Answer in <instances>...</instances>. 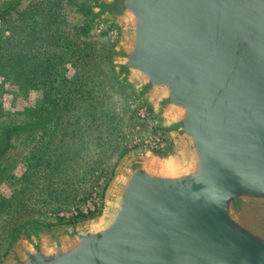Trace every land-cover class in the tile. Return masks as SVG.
<instances>
[{
  "label": "water",
  "instance_id": "1",
  "mask_svg": "<svg viewBox=\"0 0 264 264\" xmlns=\"http://www.w3.org/2000/svg\"><path fill=\"white\" fill-rule=\"evenodd\" d=\"M107 6L125 26L118 73L183 159L126 161L105 224L35 235L10 264H264V0Z\"/></svg>",
  "mask_w": 264,
  "mask_h": 264
},
{
  "label": "rangeland",
  "instance_id": "2",
  "mask_svg": "<svg viewBox=\"0 0 264 264\" xmlns=\"http://www.w3.org/2000/svg\"><path fill=\"white\" fill-rule=\"evenodd\" d=\"M107 3L0 1V264L35 235L98 225L126 161L184 156L118 73L125 26Z\"/></svg>",
  "mask_w": 264,
  "mask_h": 264
},
{
  "label": "bare ground",
  "instance_id": "3",
  "mask_svg": "<svg viewBox=\"0 0 264 264\" xmlns=\"http://www.w3.org/2000/svg\"><path fill=\"white\" fill-rule=\"evenodd\" d=\"M180 158L182 160L183 159V155L182 156H178L177 155V156H175V158H170L169 160H165L164 162H161V163L156 162V163H159V165L162 168H164V170H168L169 172H172V170L175 169L174 166L176 165V163H178ZM109 206H110V203H109ZM108 211H109V209L105 210V213H104L103 217H101L98 221H96V222H98L97 226H102L103 224H105L104 221H105L106 217L108 216Z\"/></svg>",
  "mask_w": 264,
  "mask_h": 264
},
{
  "label": "trees",
  "instance_id": "4",
  "mask_svg": "<svg viewBox=\"0 0 264 264\" xmlns=\"http://www.w3.org/2000/svg\"><path fill=\"white\" fill-rule=\"evenodd\" d=\"M108 73L110 74L109 76V81L111 83L110 86H112V88H115L117 90H119V88L121 89V87H124V84L123 83H119V82H116L115 81V76L112 74V69L110 68Z\"/></svg>",
  "mask_w": 264,
  "mask_h": 264
}]
</instances>
